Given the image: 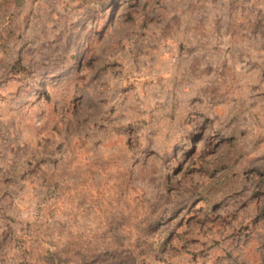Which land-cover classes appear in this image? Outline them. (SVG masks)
Segmentation results:
<instances>
[{"label":"rangeland","instance_id":"rangeland-1","mask_svg":"<svg viewBox=\"0 0 264 264\" xmlns=\"http://www.w3.org/2000/svg\"><path fill=\"white\" fill-rule=\"evenodd\" d=\"M0 264H264V0H0Z\"/></svg>","mask_w":264,"mask_h":264}]
</instances>
